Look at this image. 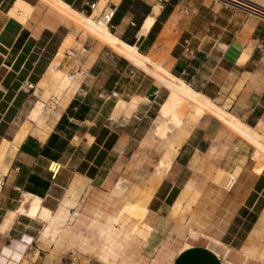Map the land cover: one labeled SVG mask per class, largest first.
Here are the masks:
<instances>
[{
	"label": "crops",
	"instance_id": "obj_1",
	"mask_svg": "<svg viewBox=\"0 0 264 264\" xmlns=\"http://www.w3.org/2000/svg\"><path fill=\"white\" fill-rule=\"evenodd\" d=\"M87 1L0 0V264H109L86 247L102 235L89 220L130 213L114 246L132 264L168 237L165 264H264V19L212 0H110L99 31ZM67 227L86 241L62 239Z\"/></svg>",
	"mask_w": 264,
	"mask_h": 264
},
{
	"label": "bare ground",
	"instance_id": "obj_2",
	"mask_svg": "<svg viewBox=\"0 0 264 264\" xmlns=\"http://www.w3.org/2000/svg\"><path fill=\"white\" fill-rule=\"evenodd\" d=\"M246 1H247V4L249 6L250 5L253 6L257 10H260V12H262L261 14H264V9H262V8L259 7V6H261V7L264 8V0H246ZM100 7H101V4H99V2H98V5L96 6V9L94 10V13L89 16L90 17V21H91L92 25L97 30H99V31H108V28H109L108 25H106L105 23H98L96 21V19L94 18V16L96 14H98V12H99L98 10H100ZM157 7H159V5ZM28 13H29V10L27 9V7L21 5L20 1H17L15 3L14 9L12 10V14L14 16H16L19 19H25L26 18V15H28ZM53 79L56 81L55 84H54L55 85L54 86V89H53L54 90V94L55 95H58L59 94V91H60V88H61V86L58 83V80L60 79L59 74H56L55 78L53 77L52 80ZM66 79H67V81L69 83L71 82V80L68 79L67 75H66ZM180 85L184 86L186 89L189 90V88L185 84H183V83L180 82ZM189 91H191L192 93H194L198 97V99L203 100L204 102H206L207 105H208V107H210V108H212L214 110H217V111H219V112L227 115L228 117H230V119H232V121L234 120V122L240 123L241 126L245 130L249 131L250 133H252V134H255L256 133L251 127L247 126L246 124L241 123L238 119L234 118L231 114H229L226 111H224L222 108H220L215 103L209 101V99H207L206 97H204V96H202V95H200V94H198V93H196V92H194L192 90H189ZM43 107H45V103H43L40 100L33 107V111L37 115V122L39 124L42 123V120H43L44 115H45V112L43 110L44 109ZM9 161H10V155L6 156L4 163H0V175L2 174V172H4L6 170V168H7L6 167V164L8 165ZM230 176H231V174H227V178L226 179L227 180H231L232 177H230ZM229 183H231V182L229 181ZM35 199H32V201L29 204V208H25V207L20 206V207H18V211L21 212V213H25V214L26 213L27 214L32 213L34 211V209H35V204H36V200ZM41 211H46L45 207H42L41 208ZM72 214H73V216H76L75 215L76 214V211H73ZM133 217H134V214L130 213L126 217L121 218V222H118L115 218H113V219H111L109 221V223H106V224L99 223L96 219H93L91 221L89 220L91 226L96 225V227L99 228V231H101V233H102L101 238L104 237V240L100 238L98 241H96L97 238L96 237H93V240H92L91 244L90 243L88 245L85 244L86 247L90 248L92 245H94L95 242H97L95 244L96 245V249H95L94 255L97 254L101 258L102 261L108 262L109 264H132V263H130L128 261H125V260H123V259H121L119 257V255H120V249H118L116 247V245L114 246V243L117 240V237H118V235L120 233L121 223L124 222V221H126L127 223L133 224V223L136 222L134 220L135 218H133ZM80 222H85V220L83 218V214L79 216V219L77 221V223H80ZM121 234H122V232H121ZM61 237H62V239H65V240H70V239H74V238L75 239L76 238H80V241H86V237L83 236V234H81L80 232L75 231L74 230V227H67V228H65V230L63 231V234H62ZM71 237H73V238H71ZM83 252H84V250H83Z\"/></svg>",
	"mask_w": 264,
	"mask_h": 264
},
{
	"label": "built area",
	"instance_id": "obj_3",
	"mask_svg": "<svg viewBox=\"0 0 264 264\" xmlns=\"http://www.w3.org/2000/svg\"><path fill=\"white\" fill-rule=\"evenodd\" d=\"M217 1L225 5H231L237 8H241L246 12H248L249 14H254L264 19V14H261L262 12H260V10H257L253 6L251 5L249 6L246 0H213V2H217ZM97 3L98 0H88L86 2L88 8L90 9L89 13L93 11V9L97 6ZM114 11H115V4L110 0H106L105 3L101 6L98 14L94 16V18L98 23H105L106 25L109 26ZM78 73L85 75L86 70H78ZM67 77L69 80L73 81L75 78L74 72H67ZM27 85L32 86V83L28 82ZM109 94L115 95L116 91L111 90ZM59 167H60V163L57 161H50L48 165V168L51 171L52 175H55L57 173Z\"/></svg>",
	"mask_w": 264,
	"mask_h": 264
},
{
	"label": "rangeland",
	"instance_id": "obj_4",
	"mask_svg": "<svg viewBox=\"0 0 264 264\" xmlns=\"http://www.w3.org/2000/svg\"><path fill=\"white\" fill-rule=\"evenodd\" d=\"M213 1V0H212ZM260 8H262V9H264L263 7H261V6H259ZM28 86V85H27ZM28 87H31V86H28ZM46 97H47V93H43L42 94V98L43 99H46ZM39 98V95L36 93V95L34 94H32L31 95V98H30V101H29V103H28V105H27V107H31L32 105H33V103L37 100ZM40 101H42L43 103H44V101L43 100H40ZM38 102V101H37ZM36 102V103H37ZM35 103V104H36ZM49 105H52L51 103L49 104ZM48 108H49V106L47 105L46 106V109L48 110ZM29 113V112H28ZM35 115V113H34V111L32 110V116H34ZM249 135H252L251 133H249V132H247ZM254 135H257L258 136V134H257V131H256V133L254 134ZM254 141L256 142V144L258 143V144H264V139H257V137H254ZM253 141V142H254ZM14 142V141H13ZM251 143H253L252 141H250ZM11 144V142H9L8 140H6V139H2V138H0V154H5V152L7 151V148H9V146L8 145H10ZM264 159V158H263ZM233 175H231L230 177H232ZM77 212V211H76ZM76 215H77V213H76ZM91 221V220H90ZM99 223H101V222H99ZM98 223V224H99ZM147 225H149V227L151 226L150 224H147ZM93 226H96V225H93ZM98 228V227H97ZM98 230H99V228H98ZM101 233V231H99V234ZM102 234V233H101ZM100 234V235H101ZM96 238H98V237H96ZM101 238V237H100ZM101 239H103L104 240V237L103 238H101ZM43 242H46L45 240H43ZM170 247H172V245H171V243H170V237H168V239L162 244V246L160 247V250H159V252L154 256V259H153V261H150V264H165V256H166V253H167V251H168V249L170 248ZM95 256L97 257V258H99L100 260H101V258L97 255V254H95ZM141 264H144V263H141Z\"/></svg>",
	"mask_w": 264,
	"mask_h": 264
}]
</instances>
